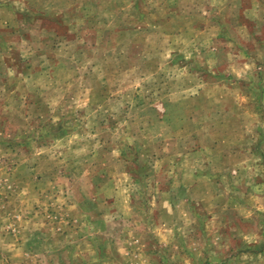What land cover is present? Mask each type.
Segmentation results:
<instances>
[{
	"label": "rangeland",
	"instance_id": "374dc122",
	"mask_svg": "<svg viewBox=\"0 0 264 264\" xmlns=\"http://www.w3.org/2000/svg\"><path fill=\"white\" fill-rule=\"evenodd\" d=\"M0 264H264V0H0Z\"/></svg>",
	"mask_w": 264,
	"mask_h": 264
},
{
	"label": "crops",
	"instance_id": "0c3cea01",
	"mask_svg": "<svg viewBox=\"0 0 264 264\" xmlns=\"http://www.w3.org/2000/svg\"><path fill=\"white\" fill-rule=\"evenodd\" d=\"M154 142L156 143L157 140L154 141ZM139 148H140L139 149L140 153L142 154L143 158H145V159H150V157H154L155 154H156L154 151L158 150V149H153L152 147L150 148V147H147V146H144V145L142 147L139 146ZM152 172H154V171H152ZM128 209L130 210V206H129Z\"/></svg>",
	"mask_w": 264,
	"mask_h": 264
}]
</instances>
